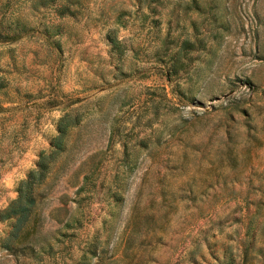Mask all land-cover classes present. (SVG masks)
Instances as JSON below:
<instances>
[{"label":"rangeland","instance_id":"1","mask_svg":"<svg viewBox=\"0 0 264 264\" xmlns=\"http://www.w3.org/2000/svg\"><path fill=\"white\" fill-rule=\"evenodd\" d=\"M0 81V264H264V0H0Z\"/></svg>","mask_w":264,"mask_h":264},{"label":"trees","instance_id":"2","mask_svg":"<svg viewBox=\"0 0 264 264\" xmlns=\"http://www.w3.org/2000/svg\"><path fill=\"white\" fill-rule=\"evenodd\" d=\"M3 84L0 81V87ZM59 144V143H58ZM45 165L41 162H38V169L29 173L28 178L24 181V187L19 186L17 196L14 200H11L4 208L0 209V217L6 218L11 217V228L8 233V237L5 240V246L11 250L15 251V247L11 245L9 239L15 238L17 232L23 223L28 219L30 213V206L33 202V196L30 194L33 187V179H41L44 175ZM28 233V230L24 232ZM229 260L219 261L217 264H230Z\"/></svg>","mask_w":264,"mask_h":264}]
</instances>
